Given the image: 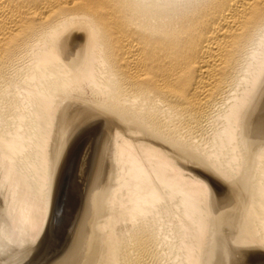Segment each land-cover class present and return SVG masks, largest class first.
I'll use <instances>...</instances> for the list:
<instances>
[{
  "label": "bare ground",
  "instance_id": "6f19581e",
  "mask_svg": "<svg viewBox=\"0 0 264 264\" xmlns=\"http://www.w3.org/2000/svg\"><path fill=\"white\" fill-rule=\"evenodd\" d=\"M263 74L264 0H0L11 217L33 235L40 226L69 98L110 107L235 177ZM255 158L237 239L264 247V148ZM117 172L87 264H202L211 189L127 147Z\"/></svg>",
  "mask_w": 264,
  "mask_h": 264
},
{
  "label": "water",
  "instance_id": "95a60500",
  "mask_svg": "<svg viewBox=\"0 0 264 264\" xmlns=\"http://www.w3.org/2000/svg\"><path fill=\"white\" fill-rule=\"evenodd\" d=\"M258 83L240 128L238 175L227 180L195 152L125 124L112 108L69 98L35 235L11 217L0 178V264H87L125 147L211 189L202 264H264V247L237 239L249 171L264 148V74Z\"/></svg>",
  "mask_w": 264,
  "mask_h": 264
},
{
  "label": "rangeland",
  "instance_id": "374dc122",
  "mask_svg": "<svg viewBox=\"0 0 264 264\" xmlns=\"http://www.w3.org/2000/svg\"><path fill=\"white\" fill-rule=\"evenodd\" d=\"M0 167H1V166H0ZM1 168H2V167H1ZM1 168H0V176H1V173H2L3 176H1V178L3 179L2 182H4V181L6 180V176H5V173H6V172H5V171H7V170L1 169ZM6 169H7V168H6ZM1 170H2V172H1ZM3 172H4V173H3ZM117 174H118V172H117ZM3 177H4L5 179H4ZM9 202H10V201H9ZM11 202H12V201H11ZM11 202H10V203H11ZM11 206H12V203L10 204V207H11ZM9 210H10V208H9ZM23 222H25V220H22V223H23ZM26 222H27V221H26ZM22 223H21L22 226L26 224V223H23V224H22Z\"/></svg>",
  "mask_w": 264,
  "mask_h": 264
}]
</instances>
